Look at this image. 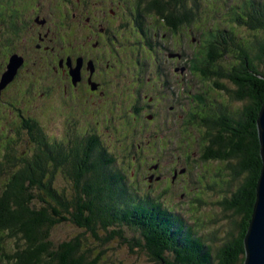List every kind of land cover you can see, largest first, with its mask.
<instances>
[{"label":"trees","instance_id":"trees-1","mask_svg":"<svg viewBox=\"0 0 264 264\" xmlns=\"http://www.w3.org/2000/svg\"><path fill=\"white\" fill-rule=\"evenodd\" d=\"M222 1L229 6L228 0H220L218 7ZM244 3L230 7L233 25L217 24L207 32L202 23L213 10L203 11L202 0L133 2L138 23L158 16L175 32L183 26L193 34L201 31L203 54L190 57L194 76L212 82V88L226 93L232 104H240L233 111L220 96L212 106L202 104L192 118L205 142L201 159L224 166L213 171L208 181V190L220 197L222 219L231 221L224 236H218L219 229L203 234L199 229L204 224L189 222L171 206L166 207L163 194L153 198L139 193L137 185L129 183L127 172L115 169L119 162H109L106 153L95 148V140L87 138L78 155L59 162V154L54 155L41 127L34 124L30 138L41 149L32 162H16L18 157L8 148L6 153L13 162L2 165L13 174L5 189L0 188V260L7 257L10 264H100L104 252L94 253V248L85 247L87 239L81 240L89 232L100 244L121 240L131 249H145L151 261L161 264H244V239L263 167L257 121L264 105V0ZM241 26L256 33L255 41L247 44L239 36L236 28ZM58 172L74 181L70 199L54 187ZM191 201L195 208L204 204L201 196ZM65 214L83 233L56 247L48 240L49 229L67 220ZM6 239L23 242L24 248L18 244L21 249L10 255L3 250Z\"/></svg>","mask_w":264,"mask_h":264},{"label":"rangeland","instance_id":"rangeland-1","mask_svg":"<svg viewBox=\"0 0 264 264\" xmlns=\"http://www.w3.org/2000/svg\"><path fill=\"white\" fill-rule=\"evenodd\" d=\"M47 2V5L44 6H37L38 9L35 11V0H18L15 2L14 8L10 12L11 16L6 23L5 27L2 28L0 26V43H3V46L0 45V72L2 71L3 67L2 65L4 62H6L7 58L5 56L9 55L10 51L11 53L16 50L17 52H23L27 57V61L29 64V67L32 69L36 70L37 73H41L40 69V63L42 64H48L52 63L55 64L56 62L59 63L61 62L60 58L65 57L64 54V49H66V53L70 54V57L76 58L79 55H85L88 57V59H93L95 60L96 57H93L89 55L92 50V42L94 40H85L83 41L84 38L88 35H90V29L96 28L95 26L98 27L100 23H104L102 20L107 21L108 23L105 24V28H108L110 33L109 35L112 37L111 34L118 33V36L121 37V41L118 42L117 45L119 46L120 44H128V40L132 39V35L128 34H123V32L127 31L124 30V24L121 26V19H127L129 16V13H126V17H120V15L123 13V7L125 3L129 4L131 2H135V0H61L63 3H66L68 6V10L66 13V19L64 22V30L60 31V29H63V27H60V24L62 23L61 18H55L53 11H52V2L51 0H45ZM220 0H202V9L204 10H209L212 8L213 12L209 15L211 17H204L203 25H205V30L208 32V28L210 26H215L218 24L219 26L223 25H228L231 26L233 23L229 22V19H234L232 13H230V7L239 5L240 7L245 4V0H228L229 6H225L226 3L223 1L221 2L222 5L221 7H218V2ZM250 1V0H247ZM60 1H57L56 4H58ZM69 2H72V4ZM213 2V3H212ZM227 2V1H226ZM2 7H9V1L3 0L2 2ZM4 3V4H3ZM51 6L49 7V5ZM74 4V5H73ZM78 5V6H77ZM81 7V8H80ZM112 9L114 10H122L119 12V16L112 14ZM227 9V10H225ZM41 10L43 18L47 20V22L42 23V24H37L35 22L36 14L39 13ZM61 10H63V14L65 10V5H61ZM237 11L241 12V8H238ZM105 13V14H104ZM128 14V16H127ZM104 16V17H103ZM40 17V18H41ZM62 17V16H61ZM92 17V19H91ZM87 18L91 19L89 22L86 21ZM128 20V19H127ZM130 20V19H129ZM36 23V24H35ZM59 24V26H58ZM130 26L132 27V22H129ZM144 28L149 27L148 24H143ZM60 29H59V28ZM67 27V28H66ZM196 27V26H195ZM203 27V26H202ZM122 29V30H121ZM224 29V28H222ZM239 36L246 41V43H251L255 41L256 38V33L253 32L251 29L247 28L246 26H241L236 28ZM121 30V31H120ZM128 32V31H127ZM123 35H122V34ZM126 33V32H125ZM194 41L184 39L181 40L178 38L179 44L176 43L174 40L172 41L170 36H165L163 33H159L160 38H154L153 41H155L158 44H162L163 46L160 47L159 52H158V57L160 58L159 65L160 68L162 69V74L168 73V79L167 81L173 83L177 77L180 76L181 72H175L173 69L175 67L174 64V56L173 54H178L184 57V62L183 65H188L189 69L184 72L186 73L185 80L184 82L186 84L193 85V88L191 89L192 94H189L188 89L185 88V93L186 96H190L193 98V103H196L198 100L196 99L195 96L199 95L200 97H205L207 98L208 103L212 102H219L220 96H223L224 101L228 104V106L233 109V111H237V108L240 106L238 102L234 101V104H232L230 99L228 98L227 94L225 93L222 95L219 91L216 89L212 88V82H205L202 80H199L198 77L194 76V74H191V70H193V65H192V60H190V57L196 56L198 54H203V49L202 47L204 46V43L201 44L199 39H202L203 33L200 31H196L194 33ZM202 34V35H201ZM40 38H43L41 40ZM169 38V39H168ZM86 39V38H85ZM120 39V38H118ZM155 39V40H154ZM162 41V43H161ZM172 41V42H171ZM182 41V42H181ZM202 41L205 42V39H202ZM191 42V43H190ZM195 47L194 50V46ZM85 48V50H84ZM103 50H105V47H102ZM148 50V49H146ZM168 50V51H167ZM194 50V51H193ZM68 51V52H67ZM171 52V53H170ZM174 52V53H173ZM177 52V53H176ZM146 55L136 56V54H131L130 52H126V55H123L122 59H124V66L126 68H131L129 69L130 71L126 72V75L120 74L122 71L120 70L119 66H115L110 72L111 74V79L112 77L114 78V75L120 74L121 78L120 80H115L117 83L112 86L109 89V92L107 97H101L102 101L105 102L107 99V102L109 105L116 104L117 107V112L119 114H123L124 111L122 109L125 107H128L130 109V104H131V97H130V91L127 88L126 85H133L134 79H136L137 76H134V61L137 62L136 67L137 70H141L142 68H146L148 66L149 70L147 69L146 76L152 77L151 80L154 78L155 74L153 75V70H154V65L152 62L150 63V59L147 56V51H144ZM170 53V54H169ZM60 55V57H59ZM14 56V57H13ZM12 59L9 63L11 66L10 73L15 70L17 72V68L21 67L20 65L24 63L23 59L21 56L17 55L20 59L18 60L16 55H13ZM69 56V55H68ZM173 58V59H172ZM188 58V59H187ZM45 61V63H44ZM31 62H39L36 67L32 65ZM122 62V63H123ZM191 62V64H190ZM187 63V64H186ZM105 62H102L97 65H104ZM150 64V66H149ZM155 67V68H158ZM118 69V70H117ZM8 71H9V66H8ZM8 71H6L4 74H6ZM149 71V72H148ZM177 73V75H176ZM142 72L140 71L138 77H142ZM49 78H52L50 76ZM115 79V78H114ZM183 80V78H180ZM4 77L2 79L3 83ZM146 81V82H145ZM149 80L144 78L143 82H139L141 86L136 87H144L148 88L149 85ZM23 84L26 83H32L35 85V89L32 90L31 92H27L25 90L20 89V86L17 87L16 83H13L8 90L5 92L6 98H0L1 100L7 101L9 96L14 95L20 97L22 100V103L18 105L19 109L22 111L21 113L24 115L25 113V121L30 123L32 120V116L29 114V107L32 110V113L36 119H38L42 126H41V134L43 138L45 139L46 143L49 144V148L53 151L54 155L59 154V162L61 159V162H69V159L72 158L75 154H79L83 147L86 146V137L88 136V133L85 134L84 127L87 124L88 121L90 123H94L95 121H92V115L89 114V112H81L79 109L75 110L74 114L75 116H72L68 113L64 114H58V113H52L50 112L49 108V101L50 97L48 98H43L40 96V93L46 92L51 84H49V79L46 81H37L36 77L32 79V76H29V82H23L20 81ZM229 88H232V84L229 81L224 82ZM39 86V87H38ZM134 86V85H133ZM190 89L189 86H186ZM106 91H108V88H106ZM39 90V91H38ZM57 88L53 87L50 90V93H52V99L55 101L58 100L59 94H60V89L56 91ZM209 92L207 95H205L206 92ZM119 92V93H118ZM142 92V91H138ZM11 94V95H10ZM23 95V96H22ZM185 96V97H186ZM24 97V99L22 98ZM170 99L173 102H168L167 107H164L168 109V112L173 111V114L179 113V118L178 121L180 122V126L182 123L181 129L185 126L184 125V118H190L188 113H185L184 110H182V105L189 106L187 105V101L185 98H183L180 95V102L181 105L179 107H175L174 101H176L175 97L170 95ZM216 99V100H215ZM27 103V107H23L24 101ZM30 100H35L34 103H30ZM50 101V102H51ZM199 102V101H198ZM102 103V102H101ZM192 103V104H193ZM6 106V105H4ZM97 106V105H96ZM173 106V110H169V108ZM2 109H0V115L2 114L1 112ZM69 111V110H68ZM172 113H169V115ZM15 116V111L14 108H11V111L7 110L3 113V115L0 116V137H2L3 133L9 127H12L13 124L11 125V122L14 120L16 123L15 125L19 123V116L17 118ZM165 116V114H164ZM46 118H50V123L46 122ZM104 124L101 125V128L98 129L100 141L103 144L104 149L100 148L104 153H108L109 155H117L118 158H120V165H117L115 169H119L120 167L123 168L127 172L128 176V181L130 184H140L137 185V189L139 193L145 192L147 189V192H150L149 195L153 198H156L158 196V193L160 192V189H162L166 184H160L163 180L156 181L154 177L152 176L151 170L154 168V165L156 164L155 160H152L151 157L146 158L148 162H135L133 161L135 156L140 155L141 150L146 149H154L155 147L154 139L151 140V138L154 136L150 133H145L144 135L140 136L139 139L136 138L137 135L142 134V132H137L134 126L130 121H128V124L126 125L129 128V139L127 136V139L123 138V130H120V132H116V130L121 126L119 122L116 123L115 127L113 124L107 123V119L103 118ZM83 121V125H80L81 122ZM92 121V122H91ZM21 123V122H20ZM144 127L146 124H143ZM184 125V126H183ZM187 125V124H186ZM79 128H75V127ZM98 127L97 125H95ZM133 126V127H132ZM126 128V129H128ZM153 127L150 128L149 131H152ZM200 129V128H199ZM138 130H144L139 127ZM160 130V131H159ZM191 132L188 134L189 137L191 135L192 138V143L195 138L193 148H195V151L198 152L201 150V142H204L202 139V133H198V130L194 128H189V131ZM145 131V130H144ZM147 131V130H146ZM81 133L77 136V133ZM186 133V132H185ZM187 134V133H186ZM171 133L168 132L165 128H158L156 136L160 137L161 139H166V143L169 144V148L176 152V144L178 143L179 140L184 139L186 136L185 134H178V130L176 129L175 134H173V139L172 142L169 143V138H170ZM13 136V132L11 134V137ZM15 138V143L12 145L9 144L6 146L4 149L3 147L0 146V188H2V191L5 189L6 184L8 183L9 179L11 178L13 171L3 167L4 162H13L11 156L6 154V156L1 157V155L7 151L9 148L13 152L14 157H18L16 159V162H32V157L36 154L39 153V149L41 147L39 146L38 142H32L30 137L21 134V132L15 133L14 134ZM197 139V140H196ZM143 140V142H141ZM139 143L141 146L140 148H134V144ZM152 141V142H150ZM78 142V143H76ZM150 142V144H149ZM180 144H182L179 141ZM178 143V144H179ZM179 144V147L182 146ZM184 144V143H183ZM51 146V147H50ZM186 147V145H183ZM150 147V148H149ZM49 149V152H50ZM139 149V150H138ZM141 149V150H140ZM168 149V146H167ZM43 151H47V148L44 147ZM106 151V152H105ZM58 153V154H56ZM53 155V156H54ZM67 155V156H65ZM142 155V154H141ZM144 156V155H143ZM55 158V156H54ZM193 159L195 163L199 162V158L196 155L193 156ZM54 160V159H53ZM50 162V160H49ZM161 163L162 166H164V171L167 170V168H172L174 167L175 169L180 170L181 168H185V163L184 162H157ZM183 164V166H182ZM200 165V166H199ZM198 166V168H197ZM204 167V171L203 168ZM224 166L221 164V162H205L203 166L199 163L195 165L194 167H191L193 169V173L190 175H187L186 182H182V184L188 186L187 191H189L188 197H182L181 198V193L183 191L179 190V193H177L175 196H169L168 199L165 198L163 200L164 204L166 207H175L176 211L179 212L181 216L184 217L189 222H200L203 223L204 226L203 228L199 229L203 234H209L215 232L217 229L220 230L218 233V236H224L226 231L230 229V219H222L223 218V210L217 203V201L220 199L218 197L219 195L214 194L212 191L207 190L206 184L208 181L211 179L210 177L212 176L213 171H217L219 168H223ZM120 168V169H121ZM224 169V168H223ZM136 170V171H135ZM131 172V174H130ZM136 173H140V175H136ZM182 173V172H180ZM203 174V175H202ZM145 175V176H144ZM204 176L203 178H206L205 180L201 179V181L197 182L199 179V176ZM149 178H152L153 183H149L150 181ZM209 179V180H208ZM189 180H191L189 182ZM188 181V182H187ZM152 185L149 187V185ZM188 184V185H187ZM74 181L70 178L67 177L65 174H62L60 172L55 174L54 178V187L59 190L63 195H65L68 199L74 195ZM183 185V186H184ZM185 187V186H184ZM140 188V189H139ZM144 190V191H143ZM200 192H202L201 196L203 198L204 204L202 206L199 205V207L195 208V201H191V199L196 197H199ZM148 196V194H145ZM67 216V220L61 222V223H56L54 226H52L49 229L48 233V240L53 243L54 246L58 247L61 243L69 241L78 235H82L83 231L79 229V227H76V225L69 220L70 216L68 214H65ZM220 220V222H216V220ZM230 227V228H229ZM101 235L104 236L106 233L101 231ZM130 235V234H129ZM86 238L88 241V244L85 245L87 248L90 246L91 248H94V253H97L98 251H103L104 254L102 255L101 258V263L100 264H161L157 262L151 261L148 252L142 248H134L131 249L130 245H127L123 243L121 240H114L111 241L107 244H100V242L96 241L95 238L87 232L84 237H81V240ZM18 244L21 245V248H24L22 244H24L21 241H18L17 243L15 242L14 239H6L5 246L3 247V250L5 252H8L9 254L12 253L13 250H19L21 248L18 247ZM1 253V252H0ZM11 255V254H10ZM6 261H8V258L5 257L4 260H0V264H5ZM10 264V261H8L6 264Z\"/></svg>","mask_w":264,"mask_h":264},{"label":"flooded vegetation","instance_id":"flooded-vegetation-1","mask_svg":"<svg viewBox=\"0 0 264 264\" xmlns=\"http://www.w3.org/2000/svg\"><path fill=\"white\" fill-rule=\"evenodd\" d=\"M2 1L3 0H0V26L2 28H4L6 23L9 20L10 16H11L10 12L14 8L15 2H17L18 0H5V1H9V7H7V8L2 7V3H1ZM57 1H60V2L58 4H56ZM51 2H52L53 14H54L55 18H57V17L61 18L63 24H60V27H63L64 26L63 21H65V19H66V13H67V10L69 8H68L67 4L63 3L61 0H51ZM33 3L35 4V11H37V9H38L37 6H41L43 4H44V6L47 5V2L45 0H35V2H33ZM70 3L72 4V2H69V4ZM62 4L65 5L66 11H64V14H63V10H61ZM50 6H51V4L49 5V7ZM135 8H136L135 4H132L131 2H129V4L125 3V5L123 7V9H125V10H123V13L121 15L119 14V12H121L122 10L112 9V14H114V15L117 14V16L120 15V17H123V15H124V17H126V13H129V16L127 14L128 20L122 18L121 23H120V24H122L121 26H123V24H124V26H125L124 30L128 31V32L125 31L126 33L123 32V34H128V35L131 34L132 35V39L128 40L129 41L128 44L124 43L122 45L120 44L119 46H115L118 44L119 41H121V37L118 36V33H117L118 31L114 34H111L112 37L109 35V33H110L109 29L105 28V26H104V23L105 24L108 23L107 21L102 20L104 23H100L98 25V27L95 26L96 28L90 29L91 30L90 35H88V37L86 36L85 37L86 39L84 38L83 41L84 42H85V40L89 41L90 39L94 40V42H92V46H91L92 52L89 55L96 57L95 60H93V59L89 60L88 57L85 55H81V56L79 55L76 58H72V57H70L69 53H66V51H65L66 49H64L63 52L65 54V57L62 56V58H60L61 62L59 61V63L56 62L55 64H52V63L42 64V63H40L39 66L41 69V73L39 74L36 72V70L29 67V64H28V61L26 58L27 56L23 52H17L16 50H14L11 53V51H10L9 55L5 56L7 58L6 62H4V64L2 65L3 69L0 72V82H2V79L5 75L4 73L6 71H8V66H9V63H10L13 55H16L18 60L20 58L17 55L21 56L24 63H23V65L22 64L20 65L21 67L17 68V72L15 73L13 78L4 87H2L0 89V98H6L5 92L8 90V88L13 83H16L17 87L20 86V88H18L19 91H20V89H21V91L23 89L27 92H31L32 90H34L36 87L31 82L26 83V84H23L22 82H20V81L29 82V76L30 75L32 76V79H34V77H36V80L39 82H41V81L43 82V81H46L49 79V84H51V86L46 92L40 93L41 97H43V98L50 97V101H51V99L53 98L51 96L52 93H50L51 88L56 87L57 88L56 91H58L60 89L59 90L60 94H59L58 100L55 101L53 99V101H51V102L49 101L50 112L52 111L53 114L58 113L59 115L62 113H64V114L68 113L72 116H75L74 112L77 109H79L81 112H84V111L87 112L88 111L89 114L92 115V118H93L92 121H95V125H97L98 127H96L94 125V123H90V121H88V125L87 124L85 125L84 131H85V134L88 133V136L86 137V139L90 138V140H95V142H97L98 145L95 146L96 149L98 147L104 149L103 144L100 141L101 139H100L99 133H98V129H100L101 125L104 124L103 118H106L107 123L113 124L114 127H115L116 123L119 122L121 124V126L116 130V132H120V130H123L122 137L124 139L125 138L127 139V136L129 139V135H128V132H129L128 127L129 126L127 127L126 125L128 124V121H130L137 132H139V133L142 132V134L137 135L136 138L139 139V137L144 135L145 133H150V134L154 135L151 138V140L154 139V141L153 142L150 141V142L154 143V145H155V147H153L154 149H152L150 147H149L150 149H146V151L144 149L143 150L140 149L141 150L140 155L135 156L133 161H135V162H137V161L138 162H148L146 159L148 157H151L152 160H155L156 164L154 165V168L151 170V172H148V173H152L151 177H154V179L156 181L163 180L162 182H160V184H166L162 189H160L158 196H161L163 194L165 196V198L168 199L169 196H175L177 193H179V190L183 189V191L181 193V198L182 197L185 198L187 195H189V191L186 190L188 186L182 184V182H186L185 177H187V175H190L191 173H193L192 172L193 169L191 167H194L195 165H197L199 163L203 166V164L205 162H211V161H203L201 159V153H200L201 150L196 152L195 148L192 147L194 144L195 138H194L193 143H192L191 135H190V137L188 135L191 132V130L189 131V128H191V129L194 128V129L198 130V122L197 121L194 122L192 119V118H194L195 111L198 110L201 106H203L202 104H204V105L208 104L209 106H212V105H211V103L207 102L206 97H205L206 102L202 103V99L204 98V96L203 97H200L199 95L195 96L196 99L199 101V102L197 101L196 103H193L194 99L191 98V95L186 96L187 93L185 92V88L188 89L189 94H192L190 92H191V89L193 88V85L186 84L184 82V80H185L184 76L186 75V73L184 74V72L189 69V66L183 65L185 56H182V54L181 55L173 54V56L175 58L174 59L175 67L173 69L175 70V72H181L180 76L177 77V79H175V81L173 83L167 81L168 73L162 74L161 73L162 69L160 68V66L158 67L160 58L157 55H158L160 47H162L163 45L158 44L155 41H153V37L155 39L156 38L162 39V37H159V33H163L164 37L170 36V38L172 37L171 38L172 41L174 40L176 43L179 44L178 38L181 40H184V39L190 40L191 39L193 42L194 41V34L190 31V29H187L188 27L184 28V26H183V28H181L175 32L173 29L162 24L161 21L158 20L159 19L158 16L157 17L152 16V18H150V20L143 19L142 23H140V22L138 23V21L136 19L137 16H136ZM41 16H42V13L40 10L39 13L36 14V18H35V22H37V24H42V23L47 22V20ZM91 19H92V17H91ZM91 19L87 18L86 21L89 22ZM129 22H132V27L130 26ZM143 24H148L149 27L144 28ZM58 26H59V24H58ZM62 30H64V27H63V29H60V31H62ZM118 38H120V39H118ZM40 39L43 40V38H40ZM161 43H162V41H161ZM0 45L3 46V43H0ZM193 46H194V50H195V45H193ZM102 47H105V50H103ZM146 49H148V50H146ZM84 50H85V48H84ZM144 51H147V56L150 59V63L152 62V64L154 65V67H153L154 70L152 72H153V75L155 74V76L151 80L152 77L146 76L147 69L149 70L148 66L146 68H142L141 70H137V68H135V67H136V64L138 61L137 62L134 61L135 67H134L133 73H134V76H137V77H136V79H134V82H135L133 84L134 86L133 85L132 86L126 85L127 86L126 89H128L130 91L129 95H130L131 100H132L130 107H129L130 109H128V107H125V108L122 107L124 113L119 114L117 112L118 109L116 107V104L109 105L107 102V99L105 102H103L101 97H107L108 98L109 95H107V94L109 92V89L117 83L115 80H120V78H121L120 74H123V76H124V74L126 75L127 71H130L129 69H131V68H126L124 66V62H123L124 59H122L123 58L122 56L126 55V52H130V55L136 54V56H138V60H139V58H140L139 56L142 57L143 54L146 55L144 53ZM59 57H60V55H59ZM102 62H105V64L104 65H97V64H100ZM31 63H32V65H34L36 67V65L39 62H31ZM44 63H45V61H44ZM115 66H117V67L119 66L122 73L114 75L115 79L113 77L111 79L110 72L113 71L112 69L115 68ZM149 66H150V64H149ZM155 67H158V68H155ZM140 71L142 72V74H141L142 77L141 76L138 77ZM190 73L194 74L193 70H191ZM176 75H177V73H176ZM50 76H52V78H49ZM181 77L183 78V80L180 79ZM144 78L149 80L148 81L149 82L148 88L136 87V85L141 86L139 82H143ZM186 86H189L190 89ZM105 87L108 88V91H106ZM138 91H142V92H138ZM170 95H172L176 98L175 99L176 101H174L175 107H179L181 105V102L179 100L180 95L186 99L187 105H189V106H185L186 104L182 105V110H184V112L188 113V115L190 116V118H184V122H185L184 125L185 126L183 125L184 127L182 129H181L182 123L180 126V122L177 119V118H179L178 117L179 113L173 114L174 113L173 111L168 112L167 108L164 109V107H167L166 105L168 102H173L170 99ZM22 98L24 99V97H22ZM34 101L35 100H30V103H34ZM21 103H22V100L20 99L19 95L18 96L11 95V96H9L7 101H5V100L0 101V109H2L1 115H3V113L6 111V109L11 111V108H14V111H15L14 117L17 118L19 116V118H18L19 123L15 125L14 124V123H16L15 120L13 122H11V125L13 124V126L9 127V129H7L5 131V133H3L2 137H0V146L3 147L4 149L9 144L12 145L13 143H15V138H14L15 133L21 132V134H25V135L30 137L31 127L34 128L32 125L37 124L40 127L42 126L41 122L38 119H36L37 117H35L33 115L30 107H29V114L32 116V120L30 121V123L29 122L27 123L25 121L26 115H25V113L23 115L21 113L22 111L18 107V105H20ZM26 103L27 102L24 101V103L22 105H23V107H26L28 109ZM4 105H6V106H4ZM172 107L173 106H171L169 108V110H173L175 108V107L174 108H172ZM169 113H172V114L169 115ZM164 114H165V116H164ZM45 120H46V122L50 123V118H46ZM79 122H81L80 125L84 124L83 121H79ZM143 124H146V126L144 127ZM139 127L141 129H144L145 131L144 130H141V131L138 130ZM151 127H153V129H152V131H149ZM75 128H79V127L77 126ZM126 128H128V129H126ZM158 128H163V129L165 128L168 132L171 133L170 138H169V143L172 142L173 139L175 140V138H173V134H175L176 129L178 130V134L179 133L185 134L186 137L182 140H179L182 144H180L178 141V143L182 146L179 147V144L177 143L176 147H175L176 152L171 150L169 148V144L166 143L167 137L165 139H161L160 137L156 136ZM12 132H13V136L11 137ZM79 134H81V133L78 132L77 136ZM141 142H143V140ZM141 142L138 141L137 142L138 144H136V145L134 144L133 147L134 148H140L141 145L139 143H141ZM150 142H149V144H150ZM76 143H78V142H76ZM204 143L205 142H201V145H200L201 148H202ZM183 145H186V147H184ZM167 146H168V149H167ZM6 154L7 153L5 151L1 155V157L6 156ZM196 154L199 158L198 163H195V161L193 159V156ZM106 155L108 156V161H109V159L111 160L109 162H119L118 165H120V163L122 162V161L120 162V158H118L117 155H114V154L109 155L108 153H106ZM157 162H181V163L184 162L185 168H181L180 170H178V169H175L174 167H172L171 169L167 168V170L164 171L165 167L162 166L161 163H157ZM182 166H183V164H182ZM197 168H198V166H197ZM202 168L204 171L205 170L204 167H202ZM180 172H182V173H180ZM135 174L140 175V173H136V172H135ZM202 175L199 176V179L197 180V182L198 181L200 182L201 179L202 180L206 179V178H203L204 176H202ZM149 179H150V181H148V182L153 183V181H152L153 179L152 178H149ZM190 181L191 180H189V182ZM137 185L140 186V184H137ZM206 185L207 186H204V187H206L208 190V183ZM150 186H152V185L150 184L149 187ZM147 190L144 192V194L149 195L150 192H147ZM200 194H202V192H200ZM199 196H201V195H199ZM201 198H202V196H201ZM163 200H165V199H163ZM171 208L176 210L175 207H171Z\"/></svg>","mask_w":264,"mask_h":264},{"label":"water","instance_id":"water-1","mask_svg":"<svg viewBox=\"0 0 264 264\" xmlns=\"http://www.w3.org/2000/svg\"><path fill=\"white\" fill-rule=\"evenodd\" d=\"M11 66L12 65H9V71L4 75V80L3 83L0 84V89L4 87L16 73L15 70L10 73L12 69ZM257 128L261 145L263 167L257 185V196L252 219L244 239V264H264V105L257 121Z\"/></svg>","mask_w":264,"mask_h":264}]
</instances>
